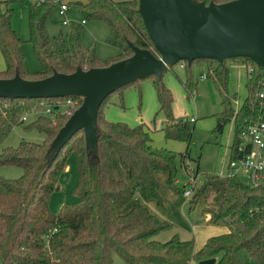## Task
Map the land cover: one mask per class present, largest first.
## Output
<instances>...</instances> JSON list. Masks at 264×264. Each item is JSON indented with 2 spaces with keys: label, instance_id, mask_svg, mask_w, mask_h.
<instances>
[{
  "label": "trees",
  "instance_id": "16d2710c",
  "mask_svg": "<svg viewBox=\"0 0 264 264\" xmlns=\"http://www.w3.org/2000/svg\"><path fill=\"white\" fill-rule=\"evenodd\" d=\"M17 1L0 0V51L5 61L0 78L19 74L27 79H40L54 71L70 73L78 68L107 66L134 53L130 42L154 50L139 12V0H20L28 8L30 41L41 65L40 70L28 72L21 47L23 40L13 24ZM194 1L208 4L212 0ZM62 3L77 8L86 21H105L110 29L107 41L121 48V53L109 60L101 59L95 45L85 43L83 23L69 22L67 35L60 32L54 42L47 30V20L55 8L59 11ZM227 59H206L208 73L205 74L212 77L226 99L227 106L219 117L221 128L227 121H234L230 146V154H233L242 128L264 118V105L259 100L264 67L249 58L243 59L253 69L248 70L247 96L241 105L234 107L228 98ZM187 67L188 63L184 68ZM150 76L157 92L159 111L167 119L162 127L166 138L189 145L194 122L174 115L173 93L163 74ZM185 86L189 90L193 88L190 78ZM66 97L0 96V143L14 125L23 122V114L47 106L54 110L51 115L41 114L34 122L46 135L43 142L23 140L17 147L5 148L0 153V165L17 164L24 170L19 178L0 179V264H114L115 251L128 264H190L193 259L208 256H217L216 264H237L241 261V250H246L257 264L264 259V187H252L238 177L222 179L206 174L204 182L189 198L190 208L204 203L202 212L210 215L208 223L226 224L229 231L209 237L199 250L195 248L194 239L183 240L178 234L160 241L155 236L171 223L161 220L137 196L141 192L145 199L160 198L157 170L166 171L169 182L174 183L178 171L176 153L153 147L151 130L146 123L130 125L110 120L101 107L97 116L96 148L86 144L85 132L80 129L56 149L52 145L54 138L83 101L82 96L72 95L78 103L70 107L68 113L57 102ZM113 151L119 154L123 167L135 179L134 185L115 174ZM71 153L75 154L78 170L74 189L77 200L66 202L60 210L54 211L50 198L63 188L60 176L68 167ZM187 155L188 149L181 153L183 161ZM185 188V185L180 187V192L184 193ZM211 196L209 207L205 203Z\"/></svg>",
  "mask_w": 264,
  "mask_h": 264
},
{
  "label": "rangeland",
  "instance_id": "374dc122",
  "mask_svg": "<svg viewBox=\"0 0 264 264\" xmlns=\"http://www.w3.org/2000/svg\"><path fill=\"white\" fill-rule=\"evenodd\" d=\"M14 8L13 24L23 40L21 47L24 53L25 69L28 72L38 71L41 69V65L30 41L28 8L20 0L14 3ZM66 18L70 22L82 23L83 15L77 8L69 5ZM63 19L64 17L59 14L57 7L47 20V30L54 42V37L60 32H63L64 35L68 33L69 26L62 23ZM82 29L85 43L95 45L97 54L101 59L109 60L121 53V48L107 41L110 29L105 21L87 19L82 24ZM243 59H227L230 69L228 98L234 107L244 102L248 91L246 85L247 67L241 61ZM0 63H3L1 51ZM207 64L206 59L198 58L193 61L191 66L188 64L187 68H181L177 62L167 67V70L163 72L164 81L173 93L174 115L185 118L188 115L195 118V127L189 145L182 140L166 138L162 127L167 123V119L165 114L159 111L157 92L150 75L139 78L140 81L137 83L131 82L130 85L121 86L123 88L119 87L118 89L121 91L112 92L101 105L105 116L110 120L124 121L130 125L146 123L151 130L153 147L176 153L178 171L174 177V183L169 182L166 171L157 170L156 180L160 198H150L157 209V212H153L161 220L171 223L169 228L155 236L156 239L163 242L171 239L175 234H178L181 239L190 238L193 236L190 232L192 224L206 223L207 220H205V215L202 212L204 203L199 202L194 208H190V196L180 192L179 188L185 183L189 184L192 177L198 186L204 182L206 174L222 178L221 173L225 172L230 159V146L233 142L235 125L231 119L221 128L219 117L225 110L227 103H225L226 99L215 85L212 77H203V74L208 73ZM189 78L193 83L191 90L185 86ZM70 107L73 108L74 106ZM38 109L39 112L29 111L26 121L14 125L7 137L0 143V153L5 148L17 147L23 140L39 143L45 140V133L34 123L41 115L40 110L42 108ZM187 149L189 155L183 161L181 153ZM113 167L118 177L125 175L124 178L131 185L135 184V179L131 178L128 171L123 167L116 151H113ZM23 172V168L17 164L0 165V179L19 178ZM239 178L246 183L243 176ZM60 182L63 188L55 191L50 198V205L54 211L60 210L62 204L66 202L77 200L74 189L78 183V170L74 153L69 155L68 167L61 174ZM212 199L211 196L205 204L210 207L209 204ZM240 258L241 261L237 264H257L248 257L246 250H241ZM113 261L114 264H128L124 257L116 251L113 253ZM259 264H264V259Z\"/></svg>",
  "mask_w": 264,
  "mask_h": 264
},
{
  "label": "water",
  "instance_id": "95a60500",
  "mask_svg": "<svg viewBox=\"0 0 264 264\" xmlns=\"http://www.w3.org/2000/svg\"><path fill=\"white\" fill-rule=\"evenodd\" d=\"M139 12L154 50L134 45V53L103 67L54 71L40 79L16 74L0 78V96L56 98L79 95L83 101L54 138L60 149L83 129L88 146L97 147V116L119 87L146 75H162L181 60L249 58L264 67V0H139Z\"/></svg>",
  "mask_w": 264,
  "mask_h": 264
},
{
  "label": "built area",
  "instance_id": "2783aa9c",
  "mask_svg": "<svg viewBox=\"0 0 264 264\" xmlns=\"http://www.w3.org/2000/svg\"><path fill=\"white\" fill-rule=\"evenodd\" d=\"M34 1V0H30ZM69 5L62 3L59 5V13L64 19L63 24H68L70 20L66 18V11ZM85 19H82V23H85ZM185 60L179 61L181 68L186 65ZM248 70H252L251 64H247ZM206 74H203L205 77ZM259 100L261 105H264V79L260 81L259 87ZM61 106L65 107V111L69 112L70 106H75L78 103V99L72 96L66 97L64 100L58 99ZM35 112H39L38 108L32 109ZM54 110L51 106H47L45 109L40 110V114L51 115ZM28 112L21 116V120L26 121L28 119ZM191 122L195 121L194 117L186 116ZM230 157L225 172L221 173L222 179L235 178L243 176L252 187H264V118H260L256 121L247 123L241 130L240 140L237 146L233 149V154ZM186 186L184 194L186 196H192L198 185L193 177ZM190 187L188 188V186ZM210 217L209 214L205 216L206 220Z\"/></svg>",
  "mask_w": 264,
  "mask_h": 264
},
{
  "label": "crops",
  "instance_id": "0c3cea01",
  "mask_svg": "<svg viewBox=\"0 0 264 264\" xmlns=\"http://www.w3.org/2000/svg\"><path fill=\"white\" fill-rule=\"evenodd\" d=\"M241 61L245 63V67H247L248 63L244 60H241ZM4 67H5V61L3 58V63L2 64L0 63V69H3ZM246 69H247V75H248V68ZM124 177L125 175L121 176L120 178H123L124 180H126V178ZM127 182L130 184L129 181ZM137 198L140 201L144 202L152 211L157 212V209L154 207L156 205L153 203V201H151L150 199H145L141 192L138 193ZM228 231H229V228L226 224H212V223H208V221H206V223H195V224H192L191 231H190L193 236L190 238H186V239H194L195 248L196 250H199L204 245V243L209 237L213 235L223 234ZM186 239H183V240H186ZM217 261H218L217 256H208V257L193 259L190 264H216Z\"/></svg>",
  "mask_w": 264,
  "mask_h": 264
},
{
  "label": "bare ground",
  "instance_id": "6f19581e",
  "mask_svg": "<svg viewBox=\"0 0 264 264\" xmlns=\"http://www.w3.org/2000/svg\"><path fill=\"white\" fill-rule=\"evenodd\" d=\"M86 22V21H85Z\"/></svg>",
  "mask_w": 264,
  "mask_h": 264
}]
</instances>
